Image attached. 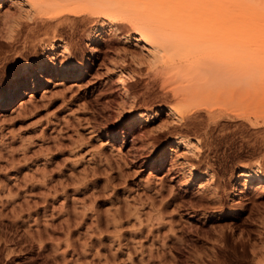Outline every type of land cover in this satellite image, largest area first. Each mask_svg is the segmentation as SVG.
Masks as SVG:
<instances>
[{"label": "rangeland", "instance_id": "obj_1", "mask_svg": "<svg viewBox=\"0 0 264 264\" xmlns=\"http://www.w3.org/2000/svg\"><path fill=\"white\" fill-rule=\"evenodd\" d=\"M97 1L178 6V62L202 73L234 69L242 92L219 100L216 91L198 93L179 120L168 108L187 95L185 81H171L170 66L129 23L82 16L50 58L52 34L30 33V7L0 0V94L24 65L51 60L36 90L23 81V95L0 109V264H264V181L244 187L237 178L241 170L264 176V108L256 112L264 100V6ZM216 78L213 88L225 86ZM178 139L189 145L176 148Z\"/></svg>", "mask_w": 264, "mask_h": 264}, {"label": "bare ground", "instance_id": "obj_2", "mask_svg": "<svg viewBox=\"0 0 264 264\" xmlns=\"http://www.w3.org/2000/svg\"><path fill=\"white\" fill-rule=\"evenodd\" d=\"M21 2H24L25 5L30 7V9L32 10L33 16H35V18L33 19L34 26L32 27L30 33H32V35L33 34L37 35V33L44 31L43 35L44 34L48 35L49 33L52 34V40L48 42L49 51H51L49 54L50 58L54 57L52 49L56 48L57 45H58V48L60 47L59 46L60 44H57V43L60 42L61 39H63L65 27H67V28L70 27L73 30L74 25H76L80 21V18L82 16L96 15V16L101 17L102 23H110L112 25H113V23L117 24V23H121V22L129 23L133 27L134 34H136L137 40H140L141 42L148 44L158 54H161L162 62H164V64L167 63V65L170 66V67L166 66L168 69L170 68L169 69L170 71L167 69L168 70V77H170L172 75V77H171L172 80H171V78H169V80L173 81V80L177 79L174 81L175 83H176V81L178 82V80H179V82H180V80L186 82L185 85H183V83H185V82H181L182 83L181 85L185 86V88L187 89V91H188V92L186 91L187 95L184 98L182 95H178V96H181L182 98H180V97L177 98L178 100H175L176 101L175 106L173 108H168V113H170L172 115H176L179 120H182V121L185 120L184 119L185 118L184 117L185 106H187V105L190 106L189 102L191 100L194 102L195 97H199L197 95L198 93L199 94L200 93L205 94L206 91H211V92L216 91L218 94V96H217L218 99H216V100H219L220 99L219 96L224 97L225 95H227L230 92L233 96L235 94H238V92L239 93L242 92L243 80L239 76V73L237 71H234V69L229 70V71L225 69L226 71L223 70L224 72L222 71L221 73H217V74L216 73L211 74L212 72L206 71L207 74L210 73L209 75H207L205 73V71L202 73V70L199 71L197 69H194L196 66L193 65L192 63H188L187 61H185L184 63L182 61H180L182 63L178 62L179 59H177V51H178V48L180 47V44L178 43L179 39L173 37V33L175 32L174 31V22H175L174 21L175 20L174 12L178 6H116V5L113 6V5L103 4V3L100 4V2L97 0H16V3H21ZM168 2L170 4L172 2V3H174V5L176 3L175 0H168ZM238 2H239V6H264V0H258L257 3L256 2L255 3H244L240 0ZM0 16H2V15H0ZM218 17H219V20H221V21L227 20L225 10L220 9L218 11ZM260 19H261V17H260ZM98 31H99V29H97V31L94 32V34L90 33V37H89L90 41L93 40V37L95 36V34L97 35ZM19 34H20V32L14 36L9 37V40H11L12 42L17 41ZM32 35H31V37H32ZM27 37H29V36H27ZM27 37H25V38H27ZM31 37H29L28 39L31 40L30 39ZM55 42H57V43L55 44ZM61 43H62V41H61ZM95 47H96V45H95ZM64 48L66 49V43H64ZM96 48H92V54L93 55L95 52H98ZM48 59H44L43 61H39L37 63V65L33 68L31 67V65L29 63H27L26 65H24L25 67H24L23 71H21L20 73L17 72V74H15L13 76L14 78L11 81L12 88L9 89L8 91H5L2 94H0V109L6 108L9 105V103L14 99V97H17L21 94L23 95V86H24L22 83L23 81H24V84L28 80L31 81V83H32V87L30 88L31 90H33L35 88L36 84L41 83V81H45L47 65L50 63L49 62L50 59L49 60ZM65 62L67 63V59H65ZM52 63H53V61H52ZM66 66L69 67V70L77 69L79 71L78 75L81 73L82 69L79 68L81 65L80 64H74L71 61V59L68 60V63ZM86 66L87 65H85L83 67V69H85ZM67 67H65V68H67ZM192 69H194V70H192ZM199 72H201V73H199ZM120 73H121V71H120ZM216 76L219 78H221V76H222V78H221L222 81L226 82L225 86L220 85L219 89L213 88V86L220 83V80H218L216 78ZM120 78H122V77H120ZM213 78H214L216 83H214V80H212ZM116 79L118 80V77ZM254 79H256V78H254ZM227 80L229 83L227 82ZM252 80L253 79H251V81ZM121 81L124 82L122 79H121ZM209 81H211L212 84ZM258 81L261 82L262 80L260 79ZM117 82L120 83V81H117ZM253 82H251V83H253ZM213 83H214V85H213ZM230 83L235 88L226 87ZM258 83L259 82H257L255 85H257ZM58 84L60 85V83H58ZM56 85H57V83H56ZM121 86H122V84H121ZM125 86H127V85H125ZM216 87H217V85H216ZM124 88L126 90V87H124ZM210 88H213V90H208ZM34 90H36V89H34ZM211 92H206V93H211ZM124 93H125V91H124ZM212 94L214 95V92ZM22 98L24 99V97H22ZM28 98H30L29 95H28ZM24 100H26V99H24ZM27 100H30V99H27ZM188 100H189V102H188ZM262 100L258 102V104H259V106H257L258 108L256 106H254L255 108H257V110L255 109L256 112L259 111L260 107L264 108V103L262 102ZM21 101H19V102L21 103ZM32 101H33V99H32ZM23 103H25V102H23ZM24 105H22V106H24ZM18 106H19V104H18ZM164 112H165V110H164ZM153 114H154V116H156L157 112H155ZM151 115L152 114H150V116ZM150 118L153 119V117H150ZM130 120H131V118H130ZM175 145H176L175 146L176 148L178 146L179 147L180 146H188L189 142H187L183 139H180V140L178 139V142H176ZM159 160H161V159H159ZM153 162H155V161H153ZM148 164H152V162H149ZM180 168H182V170L186 169L189 177L195 176L192 165H189L188 163H182V167H180ZM256 168H258V167H256ZM185 173H186V171H185ZM261 174L262 173L258 169L257 170H251V171L241 170L238 173L237 178L242 179V181H243L242 186L249 187V185L250 184L253 185L254 182H256V185H259L264 181V176L262 177ZM208 187H210V185H208ZM201 189H203V188L200 187V190ZM203 190H204V192L206 191V189H203ZM239 193H241V192H239Z\"/></svg>", "mask_w": 264, "mask_h": 264}]
</instances>
